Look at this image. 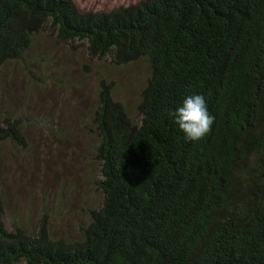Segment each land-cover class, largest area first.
<instances>
[{"label":"trees","instance_id":"trees-1","mask_svg":"<svg viewBox=\"0 0 264 264\" xmlns=\"http://www.w3.org/2000/svg\"><path fill=\"white\" fill-rule=\"evenodd\" d=\"M40 37L116 68L146 61L139 122L101 80L93 124L102 194L81 238L9 230L0 194V264H264V0H144L82 13L72 0H0V74ZM201 94L214 117L185 142L171 112ZM25 146L20 119L0 146Z\"/></svg>","mask_w":264,"mask_h":264},{"label":"rangeland","instance_id":"rangeland-1","mask_svg":"<svg viewBox=\"0 0 264 264\" xmlns=\"http://www.w3.org/2000/svg\"><path fill=\"white\" fill-rule=\"evenodd\" d=\"M82 13H109L144 0H72ZM40 37L26 60L0 74V121L20 119L25 146H0V194L9 230L35 235L46 215L52 238H81L90 210L102 194L95 148L93 109L101 80L114 83V98L139 122L141 93L149 77L146 61L116 68L90 58L83 47Z\"/></svg>","mask_w":264,"mask_h":264},{"label":"clouds","instance_id":"clouds-1","mask_svg":"<svg viewBox=\"0 0 264 264\" xmlns=\"http://www.w3.org/2000/svg\"><path fill=\"white\" fill-rule=\"evenodd\" d=\"M172 124L185 142L197 143L210 131L214 117L209 113L205 98L198 93L186 94L171 112Z\"/></svg>","mask_w":264,"mask_h":264}]
</instances>
